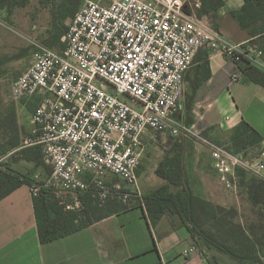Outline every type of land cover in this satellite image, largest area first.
<instances>
[{
	"label": "built area",
	"instance_id": "obj_1",
	"mask_svg": "<svg viewBox=\"0 0 264 264\" xmlns=\"http://www.w3.org/2000/svg\"><path fill=\"white\" fill-rule=\"evenodd\" d=\"M201 10L202 0H85L60 48L37 45L31 67L11 91L13 101L39 102L17 150L39 147L51 168L47 177L34 176L33 198L47 189L70 211L81 212L86 197L100 208L117 199L145 209L138 176L148 149L144 138L193 134L177 114L199 51L228 58L237 68L233 83L243 80V62L264 71L257 45L228 40ZM198 139L229 192L239 194L240 171L264 180V150L235 154ZM199 252L195 243L183 256Z\"/></svg>",
	"mask_w": 264,
	"mask_h": 264
},
{
	"label": "crops",
	"instance_id": "obj_2",
	"mask_svg": "<svg viewBox=\"0 0 264 264\" xmlns=\"http://www.w3.org/2000/svg\"><path fill=\"white\" fill-rule=\"evenodd\" d=\"M223 1V7L214 16L216 30L232 42H252L264 52V33L250 37L233 16L242 9L244 0ZM207 19L210 20L209 17ZM3 31L0 28V36ZM244 65L249 64L241 63V70ZM236 71V66L225 56H209L206 50H200L185 75L186 99L177 118L191 127L193 137L217 144L229 141L233 131L245 121L262 136L260 147L264 150V87L250 80L243 71V80L233 83L232 75ZM31 119L28 126H18L22 137L32 130ZM156 141L147 136L144 138L148 150L157 145ZM17 150L0 155L1 171L12 170L15 174L28 176L39 173L34 163L17 155ZM20 163L30 165L31 168L25 172L27 174L18 171ZM138 176L142 190L141 176ZM160 184L165 185V181H160ZM22 187L0 201V264H238L204 245L207 251L200 247L198 255L185 258L183 251L196 240L180 217L167 215L153 227L141 208L113 214L76 234L42 244L33 197L29 186L26 191L21 190ZM206 187H209L208 183ZM207 191H204V198L211 202ZM244 194L251 204L247 194ZM233 195L239 206V198L244 196ZM215 197L214 202L224 203L221 198Z\"/></svg>",
	"mask_w": 264,
	"mask_h": 264
},
{
	"label": "trees",
	"instance_id": "obj_3",
	"mask_svg": "<svg viewBox=\"0 0 264 264\" xmlns=\"http://www.w3.org/2000/svg\"><path fill=\"white\" fill-rule=\"evenodd\" d=\"M26 3L27 0L17 2L20 6ZM223 5V0H202L200 15L209 17L215 28L214 16ZM77 6L76 0H69L62 13V19L71 21L78 12ZM233 16L250 37L254 38L264 33V0H244L242 9ZM56 27L59 29L57 25ZM65 29H68V25ZM63 34V31H58L55 44H60ZM1 63L3 60H0ZM242 71L254 83L264 87V71L250 65H244ZM10 109L11 112L0 115V137L3 140L0 143V155L19 149L22 144L23 137L18 129L16 112L13 108ZM262 141V136L243 121L231 134L228 149L235 154L252 153L254 156L261 150ZM185 150V143L176 145V149L159 164L156 175L165 181V185L144 197L145 209L139 204L129 207L117 199L110 200L105 207L100 208L91 198L86 197L85 207L81 212L70 211L66 210L61 204V199L53 192L41 190L39 196L33 198L41 243H51L76 234L113 214L141 208L153 227L163 217L177 215L191 237L196 240V244H203L224 254L238 264H264L261 256V253H264V180L244 171L239 172L241 191L244 190L251 205L260 211V223H253L246 229L233 222L238 214L237 210L213 206L211 202L191 190L186 178ZM17 155L34 163L35 168L42 171L39 174L43 177L51 174V168L45 164L39 147L21 149ZM36 174L38 173L28 176L15 174L12 170L0 171V201L23 185L29 186ZM208 223H211L215 232L207 228ZM227 241L232 243L228 244Z\"/></svg>",
	"mask_w": 264,
	"mask_h": 264
},
{
	"label": "rangeland",
	"instance_id": "obj_4",
	"mask_svg": "<svg viewBox=\"0 0 264 264\" xmlns=\"http://www.w3.org/2000/svg\"><path fill=\"white\" fill-rule=\"evenodd\" d=\"M68 1L27 0L26 4L20 6L17 4L19 0H0V28L4 30L0 36V58L3 60V65L0 66L2 75L0 79V99L3 105L0 106V115H6L12 111L10 108H13L16 112L19 126L26 127L29 125L39 102L36 99L29 102L26 100L21 102L13 101L11 97L12 86L32 65L37 45L41 44L51 48L58 47L59 44L54 43L55 37L59 30L65 33V27L70 22V20L64 21L62 19V13L65 11ZM84 2L85 0H76V3H78L77 11ZM56 25L59 29H57ZM6 37L8 39L4 40ZM26 136L28 134L24 135V137ZM156 140L157 145L150 148V150L147 149L143 164L139 170L141 191L144 197L161 186L160 181L162 180L156 175L155 170L162 160L176 149V145L185 143L186 178L191 190L199 197L204 198V195H206L204 191L208 189L207 193L213 206H219L226 210H237L238 214L233 219L235 224L248 229L251 224L260 223V211L249 204L244 196V190L241 191L243 194L239 193L244 197L242 199L239 198L238 206L235 196L221 185L212 167L208 148L205 144L198 142L197 140L199 139L197 137H193L192 134L189 138L180 139L159 135ZM219 144L230 146L229 141ZM196 159H199V161H196ZM29 166L26 163H20L18 171L25 173L31 168ZM39 172L42 171L39 170ZM207 183L208 188L206 187ZM121 184L123 188H127L123 182ZM21 190L26 191L27 186L23 185ZM214 194L224 202L222 205L214 202L213 198L216 199ZM62 198L67 197L63 196ZM207 228L214 231L211 223H208ZM231 243L230 241L228 242V244ZM200 247L207 249L203 244ZM261 256L264 262V253H261Z\"/></svg>",
	"mask_w": 264,
	"mask_h": 264
}]
</instances>
